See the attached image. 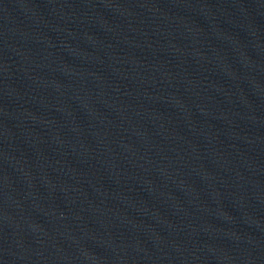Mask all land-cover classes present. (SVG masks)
Segmentation results:
<instances>
[{
    "label": "water",
    "instance_id": "water-1",
    "mask_svg": "<svg viewBox=\"0 0 264 264\" xmlns=\"http://www.w3.org/2000/svg\"><path fill=\"white\" fill-rule=\"evenodd\" d=\"M0 264H264V0H0Z\"/></svg>",
    "mask_w": 264,
    "mask_h": 264
}]
</instances>
